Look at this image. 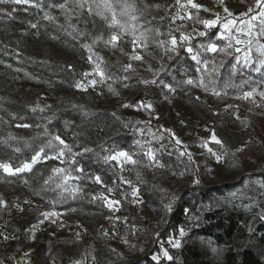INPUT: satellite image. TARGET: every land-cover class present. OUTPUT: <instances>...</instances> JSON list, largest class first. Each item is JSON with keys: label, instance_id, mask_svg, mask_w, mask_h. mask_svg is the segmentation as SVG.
<instances>
[{"label": "trees", "instance_id": "trees-1", "mask_svg": "<svg viewBox=\"0 0 264 264\" xmlns=\"http://www.w3.org/2000/svg\"><path fill=\"white\" fill-rule=\"evenodd\" d=\"M111 2L118 19L134 26V32L109 27L110 15L105 14L107 20L96 15L93 0L91 14L89 4L81 8L77 0H0V163L17 168L41 153L29 170L9 174L0 169V225L5 220L10 230L9 249L27 242L33 217L15 213L14 206L32 199L82 228V242L94 247L95 264H101L104 246L99 227L112 216L131 242L116 264H264V65L257 73L240 65L217 35L220 23L205 27L195 15L191 20L204 35L170 47L168 39L179 36L171 23L175 0ZM123 3L133 4L135 11L120 16ZM141 33L147 47L138 39L142 59L134 60L132 42ZM113 34L119 37L115 47L108 42ZM209 44L217 50L209 51ZM187 45L203 64L190 57ZM187 76L203 80L204 86L186 83ZM209 91L228 97L251 91L261 112L236 117L234 110H224V99ZM125 105H139L144 121ZM202 106L212 112L210 126L220 141L211 143L221 158L209 162L211 176L207 164L197 165L185 150L160 146L174 141L182 126L176 109L186 113L194 129L193 109ZM165 108L168 124L162 121ZM160 136V143L153 139ZM150 150L166 169L153 166ZM121 151L135 163L119 171L110 157ZM57 168L64 172L53 171ZM184 169L186 188L178 185ZM133 188L146 216L132 203ZM107 198L119 201L115 211ZM180 229L185 235L179 247H169L166 240ZM162 247H169V258L159 255Z\"/></svg>", "mask_w": 264, "mask_h": 264}, {"label": "rangeland", "instance_id": "rangeland-1", "mask_svg": "<svg viewBox=\"0 0 264 264\" xmlns=\"http://www.w3.org/2000/svg\"><path fill=\"white\" fill-rule=\"evenodd\" d=\"M175 2L177 3V0H175ZM193 2L200 5V7L192 8L187 4V0H180V3H177L174 12L171 15V23L176 24V28L179 30V36L170 37L168 39L169 46L175 48L181 43H186L191 38L204 32L195 24L196 22H192V15H195V18H198L197 24H203L202 21L204 20L218 19L220 29L217 35L226 40V47L235 54V59L240 65L252 70L253 73H257L260 67L264 65L259 63V61L264 58L260 57L256 51L258 45L264 44V35L261 34L262 29H264V21H262V18L260 17L261 7L257 5V0H223V3H221L220 0H193ZM225 7H227L232 13L231 17L224 12ZM253 16H255L256 19L252 21L253 28L251 36L236 31V28L240 27H243L246 31L247 26L241 25L240 21L250 20ZM228 19H236L237 21L236 25L232 28L231 36L243 41L251 40V47L245 43L237 44L235 40H229V34L225 33L222 27L223 23L227 22ZM182 37H186V39H182ZM173 38L176 40L175 46L171 43ZM229 43L232 44V47L230 48L228 47ZM137 45L139 46L134 45L132 42V52L134 55H138V48L142 45V43L137 40ZM209 45H215L217 49L216 44ZM185 49L197 64H203L199 59L198 53L189 45H187ZM236 49H239V51ZM246 54L249 57L247 60L245 59ZM193 57H195V59ZM97 79L89 81L88 85H94L97 83ZM189 80L193 81V84L200 86V82L190 76H187L186 82ZM93 81H95V83H92ZM203 92L206 91L203 89ZM214 93H219V95ZM247 93H250L251 95L245 97V94ZM208 94L224 99L222 107L226 111L229 109L234 110L236 117H242L245 114V111H252L253 113L261 112L258 104L253 101V93L251 91L229 97L217 91H209ZM197 97H200V94H197ZM208 105H212V103L208 102ZM124 108L135 114L139 118L140 122L144 121V115L139 105H127L124 106ZM193 110L195 111V116L198 119L194 129L191 127L186 113L176 109V111L180 114L182 126L176 133L173 134L175 138L174 141L167 140L165 142H161L162 136L154 137L153 139L158 143L161 142L160 146L165 150L178 151L179 153H182V151L185 150L197 165L207 164L206 169L209 172L208 176H211L214 168L211 164H209V162L221 161V158H217L220 156L211 147V143H213V141L210 137L214 131L210 125L213 115L208 108L203 106L200 108V111H197L196 109ZM163 113L164 115L162 117V121L164 124H168V109L165 108ZM138 129L139 131H143L145 127L140 125L138 126ZM189 130H193L194 135H191ZM215 136L217 140H219L216 134ZM177 141H179V143H177ZM149 152L152 153V157H148L153 166L158 170L166 169L167 165L165 161L156 158L155 153L152 150L147 151V154ZM114 155H116V153ZM114 161L119 171L123 169L125 164H127L117 160ZM182 175V179L178 185L186 188L183 180V177L186 175L185 169ZM131 196L132 203L135 205L138 212L141 215L146 216L141 197L137 193L136 188L132 189ZM108 201L118 200L107 198V202ZM118 203L113 204L110 209L115 211L118 207ZM14 211L21 216L31 215L33 217L31 219L33 221L27 228L29 233L27 242L22 246L13 247L12 249H9V246L7 245V242L11 239L10 230L7 225H5V220L1 223L0 252L2 250L7 251V260L10 263L95 264L94 247L90 243L82 242L84 235L83 230L77 225V223H66L60 213L54 211L47 204L38 203L32 199L26 200L23 205H15ZM97 235L101 237V246L104 245L102 246L103 250L101 252V264H116L120 255L123 253L124 247L129 249L131 245L130 239L127 236L128 232L120 231L115 216H112L111 219L99 227ZM184 235L185 231L180 229L177 237L170 236L166 242L169 247L178 248L181 243V238L184 237ZM103 241H107L106 244H102ZM202 241L214 253H219L218 249L208 239H202ZM168 248L162 247L159 255L169 258L170 254ZM155 257L157 258L159 256Z\"/></svg>", "mask_w": 264, "mask_h": 264}, {"label": "snow or ice", "instance_id": "snow-or-ice-1", "mask_svg": "<svg viewBox=\"0 0 264 264\" xmlns=\"http://www.w3.org/2000/svg\"><path fill=\"white\" fill-rule=\"evenodd\" d=\"M12 2L13 3H27L28 0H12ZM93 2L95 3V8L97 9L96 15L101 16L102 18H104L106 20L108 19V16L105 15V14L107 13V14L110 15L111 19H110V22H109V27H118L122 31H126V30H128L131 27L133 32L135 31L134 26L129 25V24L125 23V22H121V20L118 19L116 7L111 2V0H93ZM220 2L223 3V0H220ZM177 3L179 4L180 0H177ZM77 4H78L79 7L83 8L85 4H89V0H77ZM187 4L190 5L192 8H199L200 7V5L194 3L193 0H187ZM257 5L261 7L260 17L262 18V21H264V0H257ZM61 7H64V6L61 5ZM120 9L121 10H120L119 15L120 16H127V15H129L130 12H134L135 11V6L133 4L123 3L122 5H120ZM92 10H93L92 9V5L89 4L88 11H89L90 14L92 13ZM205 10H207V9H205ZM224 12L227 13V15L229 17L232 16V13L228 10L227 7L224 8ZM45 18L46 19H53L52 17H49V16H46ZM255 19H256V17L253 16L250 20H241L240 21L241 25H246L247 26V30L245 31V29L243 27H240V28H236V31L244 33L245 35L251 36L252 35V28H253L252 21H254ZM130 20L134 21V20H136V17L135 16H130ZM202 23L205 25V27H212V26H215L218 23V19H216V20H204V21H202ZM236 23H237L236 19H228L227 22L223 23V25H222L224 32L229 34V36H228L229 40L230 41L231 40H235L237 44L245 43V44L249 45V47H251V44H252L251 40L243 41V40L237 39L234 36H231L232 28L236 25ZM33 27H35V25H33ZM72 27L75 30V26H72ZM261 34L264 35V29H262ZM200 35H204V33H200ZM141 38H143L144 41H145L144 47H147V37L143 33H141V36L137 37L136 40H133V44L136 45V46H139V45H137V40L141 39ZM99 39H100V37L96 38V40H99ZM118 39H119L118 35L113 34L111 36L110 41H108V42L112 43L113 46L115 47V43H116V41ZM182 39H186V37H182ZM95 42L96 41L94 40L93 43H95ZM171 43L173 44V46H175V44H176L175 38L172 39ZM84 47L87 48L88 45H84ZM228 47L229 48L232 47V44L229 43ZM208 50L212 51V52H215L217 49H216L215 45H209L208 46ZM236 50L239 51V49H236ZM256 51L258 52L260 57L264 58V44L258 45ZM193 58L195 59V57H193ZM248 58L249 57L246 54L245 59L247 60ZM89 59L91 60V57H89ZM132 59L140 60V59H142V57L140 55H133ZM259 63L260 64H264V59H261L259 61ZM130 67H131V65H127L125 67V70H128V68H130ZM96 70H97V73L100 76L103 77L104 73L100 69L99 65L96 66ZM92 83H95V81H93ZM144 83H149V82L148 81H144ZM186 83L193 84V81L189 80ZM79 86L80 85H77V87H79ZM200 86H202V87L204 86L203 80L200 81ZM165 87H170V86L169 85H165ZM214 94L219 95V93H214ZM248 95H251V94L247 93V94H245V97H247ZM261 95H264V93H261ZM125 106H127V105H125ZM148 107H151V105H148ZM25 126H27V125H25ZM55 139L59 140V142L61 144H64V141L61 140L60 137H56ZM210 139L213 142H215V143H220V141L217 140V138H216L214 133L212 134ZM177 143H179V141H177ZM64 147L69 152H71V148L68 145L64 144ZM40 155H41V153L37 152L32 157L31 162H25V163L22 164V166L17 167L15 169H13L11 167V165L8 164V163H0V169H3L4 172L9 173V174H13L14 172H21V171H24V170H29V169H31L32 165L40 158ZM60 155L61 156L64 155V151L63 150L60 152ZM147 155L150 158L152 157V153L151 152H149ZM217 158L219 159L220 157H217ZM110 159L121 161L122 163H135V161L132 159V157L126 152H118V153H116V155L110 157ZM53 171H55L57 173H63L64 172L63 169H59V168L54 169ZM68 179H69L68 176L64 177L65 183L67 182ZM96 182L100 183V177H96ZM109 191H111V189ZM134 193H135V190H134ZM0 203H3V202L0 201ZM107 203H108V206L111 207L113 204L118 203V201H108ZM169 210H170V208H169ZM53 215H54V213H53ZM165 255H166V253H165Z\"/></svg>", "mask_w": 264, "mask_h": 264}, {"label": "built area", "instance_id": "built-area-1", "mask_svg": "<svg viewBox=\"0 0 264 264\" xmlns=\"http://www.w3.org/2000/svg\"><path fill=\"white\" fill-rule=\"evenodd\" d=\"M7 251L5 250H2L0 252V264H23V263H10L8 260H7Z\"/></svg>", "mask_w": 264, "mask_h": 264}]
</instances>
